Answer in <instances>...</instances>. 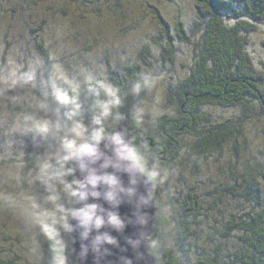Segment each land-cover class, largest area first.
I'll use <instances>...</instances> for the list:
<instances>
[{
    "label": "trees",
    "instance_id": "obj_1",
    "mask_svg": "<svg viewBox=\"0 0 264 264\" xmlns=\"http://www.w3.org/2000/svg\"><path fill=\"white\" fill-rule=\"evenodd\" d=\"M194 1L200 26L198 38L192 42L184 25L179 20L175 23L178 42L191 43L193 59L189 72L167 89L174 109L172 113L156 117L147 127L136 120L131 104L135 97L145 93L146 86L140 88L135 97L130 90L138 84L146 85L140 64L130 63L122 72L110 70L108 79L100 76L87 81L76 79L72 81L75 85L71 86L57 71L59 57L53 55L43 40L35 44L42 60L41 64H36V75L42 79L41 90L46 91L47 97L44 104L40 102L37 112L58 115L60 124L66 120L80 121L97 128L76 146V150L70 148V156L63 166L71 195V200H66L70 216L73 215L76 193L75 162L80 149L94 139L125 128L124 135L132 146L133 158L154 185V198L157 197L160 173L169 169L182 152L204 159L217 154L216 161L225 159L231 168L229 179L221 182L224 183L221 189L207 191L214 199L213 207H206L204 196L207 193L201 194L200 203L198 195L189 192L188 201L179 202L182 212L178 216L167 223L155 218L154 233L150 237V252L155 264H264V140L260 147L255 146V141L247 143L246 135L240 132L242 123L235 127L231 121L211 124L210 116L202 111L208 104L240 107L237 117L243 115L246 117L244 122L248 123L254 116L253 121L261 120L264 126V76L254 70L245 48L246 34L255 31L259 25L264 28V0ZM155 22L165 35V40H156L157 45L161 52L171 51L174 41L167 38L168 30L164 29L167 24L158 11ZM147 54L148 47L145 46L142 55ZM32 91L36 98H43L44 94L37 89ZM110 96L118 101L112 108ZM250 100L252 102L247 104ZM254 108H259L260 114L255 113ZM208 122L210 124L205 127ZM21 125L22 128L34 127L31 120L21 121ZM15 132L17 139L28 136L39 143L49 140L50 144H56L50 132ZM261 137L264 138V133ZM225 149L229 150L228 155H225ZM34 153H38L35 146L27 153L28 157L22 154L18 159H0V169L4 170L0 179L3 175L9 176L3 181L7 185L4 193H0V264H78L71 259L73 241L69 240L68 252L64 253L54 234L44 240L36 254L25 247L28 225L18 227L19 219L25 218L20 217L16 222L14 212L24 207L21 205L19 209L27 196L20 195L21 191L32 189L33 179L27 169L36 161L32 156ZM145 161L154 163L158 176L147 169ZM52 162L58 163L55 159ZM12 166L19 168L18 179L13 183L8 180L11 174L5 173L6 168ZM11 189L14 190L11 192ZM4 199L8 204L15 202L9 212V207H3ZM192 238L201 239L200 250L192 243Z\"/></svg>",
    "mask_w": 264,
    "mask_h": 264
},
{
    "label": "rangeland",
    "instance_id": "obj_2",
    "mask_svg": "<svg viewBox=\"0 0 264 264\" xmlns=\"http://www.w3.org/2000/svg\"><path fill=\"white\" fill-rule=\"evenodd\" d=\"M157 11L167 24L164 25L168 30L167 38L174 41L171 51L161 52L156 43L159 38L165 40L164 30L161 31L155 22ZM196 11L194 0H0V159H18L22 154L28 157L27 153L34 146L38 152L32 154L36 161L27 169L33 179L32 189L21 191L20 195L27 196L19 209L21 205L24 207L14 212L16 222L20 217L25 218L19 219L18 227L28 225L24 235L26 248L36 254L44 240L54 234L60 249L68 252V225L72 216L66 200L70 201L71 195L63 166L70 156V148L76 150V146L97 129L95 125L80 121L66 120L60 124L58 115L37 112L47 94L44 89L42 92V79L36 75V64L42 61L36 41L43 40L53 55L59 57L57 71L71 86L75 85L72 81L76 79L87 81L96 76L108 79L110 70L122 72L130 63L140 64L146 90L140 97H135L137 91L131 88L130 93L135 97L131 106L136 120L147 127L156 117L174 110L167 89L189 72L193 59L191 43L178 42L175 23L179 20L194 42L200 27ZM163 44L166 45V41ZM145 46L148 54L143 56ZM245 48L254 70L264 76V28L259 25L255 31L246 34ZM33 88L44 94L42 99L35 97ZM108 100L111 108L115 107V99L110 96ZM240 110V107L212 104L202 109L210 116L211 124L231 121L235 127L242 123L240 132L246 135L247 143L255 141V146L260 147L264 140L261 137L263 123L257 119L253 121L254 116L245 123L246 117H237ZM254 112L260 114L259 108H254ZM27 117H31L32 126L49 128L56 144H50L49 140L39 143L28 136L27 139L25 136L17 139L13 128L21 121L26 122ZM228 151L225 149V155ZM216 155L204 159L182 152L169 169L160 173L153 225L155 218L167 223L178 216L182 212L179 202L188 201L189 192L198 195L201 203V194L221 189L224 184L221 182L229 179L231 168L225 159L216 161ZM50 157L58 163H53ZM145 165L149 171L158 173L154 163L145 161ZM17 171L18 167L6 168L5 173L11 174L10 182L17 181ZM1 174L4 170L0 169ZM8 177L3 175L0 179V193H4L7 185L3 181ZM211 196L210 192L204 196L206 207L214 205ZM14 204L3 201V207H9L8 212ZM20 220L24 222L20 223ZM1 237L0 234V241ZM193 242L200 250L201 239L192 238Z\"/></svg>",
    "mask_w": 264,
    "mask_h": 264
},
{
    "label": "water",
    "instance_id": "obj_3",
    "mask_svg": "<svg viewBox=\"0 0 264 264\" xmlns=\"http://www.w3.org/2000/svg\"><path fill=\"white\" fill-rule=\"evenodd\" d=\"M124 131L125 128H118L90 141L80 149L76 158V193L69 239L73 241L71 259L78 264H155L150 252L157 207L153 197L154 185L133 158L132 146ZM132 179L138 184V193L147 195L146 202L136 206L134 217L141 223L146 221V225L127 223L123 231L106 225L99 232H108L118 243L102 244L99 251H93L91 240L97 231L93 230L87 239H82L83 228L79 225L85 216L93 217L98 212L104 215L118 212L126 221L131 218L134 207L128 202L127 189L133 187ZM131 199L137 200L138 196L133 195ZM129 238L139 240L136 247L127 242Z\"/></svg>",
    "mask_w": 264,
    "mask_h": 264
},
{
    "label": "clouds",
    "instance_id": "obj_4",
    "mask_svg": "<svg viewBox=\"0 0 264 264\" xmlns=\"http://www.w3.org/2000/svg\"><path fill=\"white\" fill-rule=\"evenodd\" d=\"M146 85H136L134 86V91H138L140 88L145 87ZM118 101H113V104L117 103ZM27 120H31V117H27ZM50 129L45 128L43 126H36V127H28V128H22L21 124H17L15 128H13V131H38L40 133H47ZM158 175V173H157ZM133 187L127 189V197L128 202L133 204L134 211L133 216L131 218H128L126 221L125 219L121 218L118 212H112L109 215L100 214L99 212L97 215L93 217L85 216L83 219L82 224L79 225L80 228H83V232L81 233L82 239H87L90 235V233L93 230L97 231V235L91 240V246L93 248V251H99V246L102 244H110V245H117V240L115 237H113L108 232L100 233L99 230L103 227L110 226L112 229H115L116 231H123L126 227L127 223L132 224H138V225H146V221L143 223L137 221L134 217H136V211L135 208L137 205H142L146 202V196L143 194L138 193V184L132 179L131 181ZM133 195L138 196L137 200H132L131 197ZM123 202V201H122ZM144 216H147L146 213H143ZM139 240H133L131 238L128 239V243L132 245L133 247H136ZM87 250V248H85Z\"/></svg>",
    "mask_w": 264,
    "mask_h": 264
}]
</instances>
